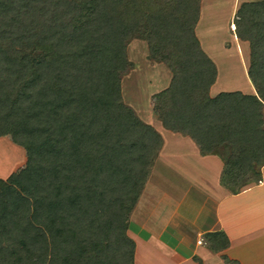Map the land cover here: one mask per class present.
<instances>
[{
  "label": "trees",
  "instance_id": "16d2710c",
  "mask_svg": "<svg viewBox=\"0 0 264 264\" xmlns=\"http://www.w3.org/2000/svg\"><path fill=\"white\" fill-rule=\"evenodd\" d=\"M200 2L0 0V137L27 152L0 178V264H133L127 219L162 145L123 102L134 39L172 71L154 96L167 128L202 146L241 142L245 173L251 155L262 165L264 0L234 20L259 98L209 96L217 70L196 38Z\"/></svg>",
  "mask_w": 264,
  "mask_h": 264
},
{
  "label": "crops",
  "instance_id": "0c3cea01",
  "mask_svg": "<svg viewBox=\"0 0 264 264\" xmlns=\"http://www.w3.org/2000/svg\"><path fill=\"white\" fill-rule=\"evenodd\" d=\"M207 1L203 0L196 23L198 38L214 28L222 33L227 21L223 9L215 8L217 1H208L206 8ZM259 1L230 2L228 26L232 40L220 47L234 43L231 50L223 51L231 59L229 65L233 60L230 51L238 58L240 65L232 73L222 74L220 70L223 54L219 42L200 41L202 52L217 70L209 90L213 99L233 93L259 98L248 76V43L238 37L235 25L234 29L231 26L240 7ZM216 21L220 26L211 24ZM132 44H136L144 58H129L130 68L121 76L123 102L142 122L151 125L162 140L148 167L137 204L127 219L126 233L134 244L133 264H264V159L260 165L257 157L251 155L246 161L252 170L245 173L241 142L216 143L205 139L202 146L179 128H167L160 119L154 96L171 87L172 71L168 65L149 59L147 42L134 39L127 46ZM139 68L146 71L140 72ZM261 113L264 130V106Z\"/></svg>",
  "mask_w": 264,
  "mask_h": 264
},
{
  "label": "rangeland",
  "instance_id": "374dc122",
  "mask_svg": "<svg viewBox=\"0 0 264 264\" xmlns=\"http://www.w3.org/2000/svg\"><path fill=\"white\" fill-rule=\"evenodd\" d=\"M208 1H209V3L211 2V0H208ZM208 1L205 4L206 8L209 7L208 6ZM215 1H217V3H218L217 4V3L214 2L216 4L215 8L223 9L224 16L227 15V17H226L227 21L225 23V29L223 28V32L221 33V31H219V30L217 31V29L214 28L215 32L212 30L211 32H206L207 35L201 36L202 38H198V37H196V38H197V40H198L200 45L202 44L200 41H204V43H207L208 41L210 43L211 42H213V43L219 42L218 46H219L220 50H222L220 53L223 54V51L225 50V48L227 50L228 49L231 50L233 48V44H234L232 42L233 44H232L231 47L227 46L224 49H222L220 47L221 44L222 45L224 44V46L228 45V42L230 43L231 40H232L231 39V35H232L231 28H230V26H228V18L230 17V13H231V10H232L231 7L232 6L230 5L231 0H224L226 2L225 4H224V2H221L223 0H215ZM202 3H203V0H201V2H200V10L202 8ZM204 3H205V1H204ZM237 3H238V1H237ZM220 4H223V5H220ZM235 18H236V16H233V21L235 20ZM207 20L210 22V19H207ZM211 24L220 26V23L217 22V21L213 22ZM222 25H223V23H222ZM231 26L234 29V24L231 25ZM203 28H204V26H203ZM205 30L206 29L204 28V31ZM200 32L202 33L201 28H200ZM235 32H236V30H235ZM195 34H196V28H195ZM233 34L235 35V33H233ZM247 43H248V48H249V52H250V42H247ZM145 47H148V46L145 45ZM128 48H129V51H128ZM137 48L138 47L136 46V44H134V45L132 44V45H130V47L127 46L126 55L130 56V57L128 56V59L130 58L133 61L134 60L137 61L139 59L142 60L144 58L143 55L140 53V51ZM228 54L229 55H233L232 64L231 65L228 64V62L229 63L231 62V59L229 57H227L226 54H223V57L221 59L223 62L222 61L219 62L220 70L223 72V73L221 72L222 74H227L228 72L232 73L233 70L237 69V67L240 65L237 62L238 58H236L234 53L231 54V51H230V53H228ZM148 56H149V59H152L151 56H150L149 49H148ZM148 70H150V69H148ZM139 71L140 72H144L146 70L142 69V68H139ZM139 77H141V74L138 75V79H140ZM122 87H123V84H122ZM26 158H27V152H26L25 148L16 145V143H14L12 141L10 135L4 136V137H0V178L1 179H8L9 175H11L12 173L19 172V170L25 166Z\"/></svg>",
  "mask_w": 264,
  "mask_h": 264
},
{
  "label": "built area",
  "instance_id": "2783aa9c",
  "mask_svg": "<svg viewBox=\"0 0 264 264\" xmlns=\"http://www.w3.org/2000/svg\"><path fill=\"white\" fill-rule=\"evenodd\" d=\"M199 243H202V242H199Z\"/></svg>",
  "mask_w": 264,
  "mask_h": 264
}]
</instances>
